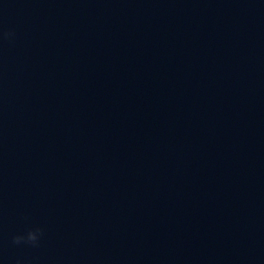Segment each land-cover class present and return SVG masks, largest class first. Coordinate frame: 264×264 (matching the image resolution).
<instances>
[{"label":"water","instance_id":"95a60500","mask_svg":"<svg viewBox=\"0 0 264 264\" xmlns=\"http://www.w3.org/2000/svg\"><path fill=\"white\" fill-rule=\"evenodd\" d=\"M18 260L264 264V0H0Z\"/></svg>","mask_w":264,"mask_h":264},{"label":"clouds","instance_id":"9594fccd","mask_svg":"<svg viewBox=\"0 0 264 264\" xmlns=\"http://www.w3.org/2000/svg\"><path fill=\"white\" fill-rule=\"evenodd\" d=\"M6 38H10L13 36V33L6 32L4 33ZM44 235V229L41 226H31L27 228L26 231L22 233H18L12 236L11 242L17 246H30L33 248H37L40 245L41 239ZM17 264H21L18 260Z\"/></svg>","mask_w":264,"mask_h":264}]
</instances>
